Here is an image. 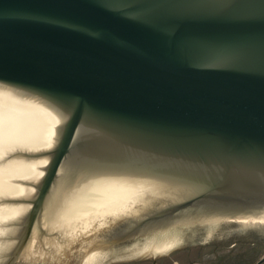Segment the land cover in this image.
<instances>
[{"label": "water", "instance_id": "1", "mask_svg": "<svg viewBox=\"0 0 264 264\" xmlns=\"http://www.w3.org/2000/svg\"><path fill=\"white\" fill-rule=\"evenodd\" d=\"M0 113L46 127L0 156V176L36 159L0 190L18 207L3 264L25 263L35 225L106 192L142 197L106 225L139 234L262 219L264 0H0Z\"/></svg>", "mask_w": 264, "mask_h": 264}, {"label": "rangeland", "instance_id": "2", "mask_svg": "<svg viewBox=\"0 0 264 264\" xmlns=\"http://www.w3.org/2000/svg\"><path fill=\"white\" fill-rule=\"evenodd\" d=\"M8 160L12 162L14 160H16L15 162L23 161L25 163L36 162V159L24 158H8L7 161ZM16 183L11 184V186L14 187ZM2 207H4L5 209V205H0V209H2ZM0 213L2 215H5L2 212ZM1 214L0 249L1 247L3 248L4 245H6L7 230L11 223L8 218L1 217ZM97 214H99V217L102 212H97ZM44 219L45 218L42 217L41 222H43ZM263 220L264 218H254L245 221L233 219L220 220L217 222H204L202 224H198L196 222L192 223L191 226L193 227V234L189 238V241L192 242V246L189 248V252H187V255H190L189 260L193 261L195 264H220L223 262H225L226 264H254L260 257L264 256ZM100 222H102V220L97 222V226L94 229L92 228L93 225H89L85 228V230H81V237L77 238L76 233L70 234L76 237L75 240L71 239L67 242H64L63 244H60L59 249L55 250L54 254L51 255L50 250L46 249L48 245L45 241L49 240V243H51L50 239H54V241H57L55 240L57 236H46L47 231H45V233H42V231L47 229V226L45 227L44 224H41V227H37V225H35V229L33 230L34 235L31 236L25 246L26 258L23 260L22 263L27 262L33 258L36 259L40 255L41 258L45 255H50L51 257H56L57 259L58 257H61V246L64 247V252L65 250L66 253L69 251L68 260L72 259V262L74 264H89L88 262L92 261L91 258L96 255L103 258V263L106 261H115L113 262L114 264H150L149 256H154L157 252L156 250L159 248V251H161V253L156 256V258H158V263H187L186 261H184V252H177L175 250H172L174 249V245L172 244V242L175 243L177 240H180L179 232L181 231V229L177 231L178 233L164 232L162 233V235H159V237L156 238L155 241L154 239H137L130 241L114 242L110 244L108 240L111 239L109 238L118 230L117 227L122 226V224L125 222L123 220H120L119 223H116L110 228L106 227L105 222H103V226H101L99 224ZM62 225L63 224H60L59 228L62 230V232L67 231V233H74L78 231V229L81 227V224L77 223L70 227L68 226L69 223H67L66 228L63 229ZM102 228H104L105 230L103 232H99ZM19 229H21V227ZM63 236L65 235L60 234L57 239H61ZM17 243V240L14 239L11 246L12 249L17 247ZM168 243H171L172 245H168ZM39 244H42L41 247ZM149 245H151L153 249L156 248V250H152L151 253H148L146 250ZM87 247L91 248V251H87ZM75 251L77 253L73 254V252ZM153 251H155V253ZM10 252L11 249L9 250V253ZM29 252L33 258L27 255ZM139 254L142 256H139ZM55 255H58V257ZM4 257L5 248H3L2 251L0 250V264L4 263ZM68 260L66 259L64 262L68 264ZM6 261L7 258L5 262Z\"/></svg>", "mask_w": 264, "mask_h": 264}, {"label": "bare ground", "instance_id": "3", "mask_svg": "<svg viewBox=\"0 0 264 264\" xmlns=\"http://www.w3.org/2000/svg\"><path fill=\"white\" fill-rule=\"evenodd\" d=\"M45 131H46V127H43V126H40V125H37L34 123H30V122H27V121H24V120H21V119H18V118H15V117L3 114V113H0V156L6 152L14 151L19 144L25 145L26 143L27 144L32 143L31 146H41ZM41 132L43 133L42 135H41ZM15 161L12 162L7 167V169H8L7 171L10 174H6V176H3V175L0 176V181H1V178H3L4 182L7 183V187L4 186L5 188H3V189H7V191H4L0 186V190L5 195H11V194H9V192H10L9 190L14 192L15 189L11 186V184L16 183V180H14V179H17L16 177H18L21 180L22 178L30 177L32 174L34 165H35V162L25 163L23 161H17V162H15ZM17 165H21V166H17ZM65 171L71 172V171H73V169H70V166H67V167H65ZM13 194H15V193H13ZM125 194L126 193H123V195L118 194L119 196H112V194L110 192H106L104 194V196H106V197L102 200L103 204L100 203L102 206L99 209H97L99 206L98 205L96 206V204L94 202H92V201H94V199H90L88 203L87 202L83 203V206H85V207H82L81 205H75L77 207L80 206V208L77 209V215L75 217H68V216L64 217L62 215L61 218H60V216L54 218L52 215L48 216L47 225H49V226H47V229L49 230V233H51V231L57 232V235H56L57 237L55 239L57 241H54V239L53 240L50 239L51 243H49V240L45 241V242H47V245H48V247L46 249L50 250V255L54 254L55 250L59 249L60 244H63L64 242H67L71 239L75 240L76 237H74V235H70V234L76 233L77 238L81 237L82 236L81 230H83V229L85 230V228L89 225H93L92 228L94 229L97 226L96 225L97 222H99L100 220H102V222L99 223L101 226H103V222H105V224L107 225L110 220L115 219L120 213L130 214L132 211H135L136 210V204L141 202L139 199H142V197H140L134 203L133 196H129L127 199H125V197H124V196H126ZM81 196H82V194H81ZM101 196H103V195H101ZM117 200H119L120 204L114 203ZM145 202L147 204H150L149 200L148 201L143 200L142 203H145ZM114 204H116V205H114ZM142 206L145 207L146 205H142ZM17 208L18 207H15L12 205H9V206L7 205V207L5 206V209H4V207H2L0 212L4 213L5 215H2L0 213L1 217H6V218L14 217L12 215L13 214L15 215ZM97 212H102V214L98 217L99 214H97ZM5 221H6V219H5ZM67 223H69L68 226H70V227L76 223L81 224V227L78 229V231H76L74 233L73 232L67 233V231L62 232V230L59 228L60 224H63L62 228L64 229V228H66ZM60 234L65 235V236H63L61 239H57ZM41 245H40V247H41ZM168 245H171V243H168ZM60 248H62L64 250L63 246H61ZM147 249H151L149 251L150 253L152 250H156V248L153 249V247L151 245H149L147 247ZM159 250H160V248L157 249L156 251H159ZM153 252L155 253V251H153ZM27 258H28V256H27ZM37 258H41V255L38 256ZM91 259H92V261L88 262L89 264L101 263L103 260V258L98 256V255L93 256Z\"/></svg>", "mask_w": 264, "mask_h": 264}, {"label": "flooded vegetation", "instance_id": "4", "mask_svg": "<svg viewBox=\"0 0 264 264\" xmlns=\"http://www.w3.org/2000/svg\"><path fill=\"white\" fill-rule=\"evenodd\" d=\"M131 220L132 219H126V220L123 219V221L125 223H123L122 226H118L117 227L118 230L109 238V239H111V240H108V242L110 244H112L114 242L130 241V240H137V239H142V240L154 239V241H155V239L158 238L159 235H162V233H164V232H168V233H172V232L175 233L176 232V233H178L177 231L179 229H181V231L179 232L180 240H177L175 243L172 242V244L174 245V247H173L174 249H172V250H175L177 252H184V255H185L184 261L187 262L186 264H195L193 261L189 260L190 255L189 256L187 255V252H189V248L192 246V242L189 241L190 236H192V234H193V227L191 225H187V224L185 225L182 221H180L181 222L180 224H176L170 229H166V230H162V231H160V229H159V231L149 229L147 231V233H145V231H143L142 233L139 234L138 230L140 228L136 226L135 222L134 223L131 222ZM134 220H136V218H134ZM178 245H180V246H178ZM150 250L151 249H147L146 251L148 253H150L149 252ZM87 251H91V248L87 247ZM68 252L66 253V250L64 252V250L62 249V252L60 254L61 257H58V255H57V257H58L57 259L54 256L51 257L50 255H45L42 258H36V259L33 258L34 260L30 259L29 261L25 262L24 264H66L64 261L66 259L67 260L69 259L68 258L69 257ZM76 253H77L76 251L73 252V254H76ZM160 253H161V251H157L154 256H149L150 257V264H160V263H158V258H156V256ZM142 254H145V253H142ZM139 256H142V255L139 254ZM262 257H260L254 264H256ZM107 260H109V259H107ZM106 262L103 263V260H102L101 263H96V264H114L113 262H115V261H106ZM68 264H74L72 262V259L68 260ZM169 264H183V263L172 262ZM220 264H226V263L223 262Z\"/></svg>", "mask_w": 264, "mask_h": 264}]
</instances>
